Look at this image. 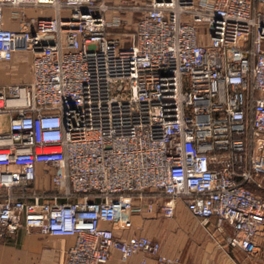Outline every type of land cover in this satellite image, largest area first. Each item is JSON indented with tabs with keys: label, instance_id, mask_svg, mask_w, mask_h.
<instances>
[{
	"label": "built area",
	"instance_id": "1",
	"mask_svg": "<svg viewBox=\"0 0 264 264\" xmlns=\"http://www.w3.org/2000/svg\"><path fill=\"white\" fill-rule=\"evenodd\" d=\"M16 54L30 77L0 86V238L70 237L64 264H173L111 226L179 202L256 253L264 0H0V64Z\"/></svg>",
	"mask_w": 264,
	"mask_h": 264
},
{
	"label": "crops",
	"instance_id": "2",
	"mask_svg": "<svg viewBox=\"0 0 264 264\" xmlns=\"http://www.w3.org/2000/svg\"><path fill=\"white\" fill-rule=\"evenodd\" d=\"M5 27L16 28L6 20ZM30 77L29 62L16 54L8 64H0V86ZM264 197V190L249 186ZM114 235L124 241L143 235L159 242L161 253L176 260L173 264H264V226L256 237L257 251L247 255L226 244L224 234L216 231L213 220L204 227L186 207L177 202L174 214L165 218L156 209L149 215H132L129 223L112 226ZM226 233L230 232L225 226ZM72 238L41 234L37 230L19 229L0 238V264H64ZM105 264H169L159 263L144 253L123 260L113 252Z\"/></svg>",
	"mask_w": 264,
	"mask_h": 264
},
{
	"label": "rangeland",
	"instance_id": "3",
	"mask_svg": "<svg viewBox=\"0 0 264 264\" xmlns=\"http://www.w3.org/2000/svg\"><path fill=\"white\" fill-rule=\"evenodd\" d=\"M131 217H132V216H131ZM131 217H130V219H131ZM262 246H264V242H263Z\"/></svg>",
	"mask_w": 264,
	"mask_h": 264
}]
</instances>
